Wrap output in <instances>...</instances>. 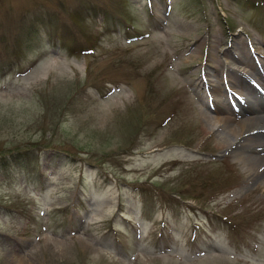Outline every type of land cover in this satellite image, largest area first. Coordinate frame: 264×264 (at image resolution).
<instances>
[{
  "label": "rangeland",
  "instance_id": "rangeland-1",
  "mask_svg": "<svg viewBox=\"0 0 264 264\" xmlns=\"http://www.w3.org/2000/svg\"><path fill=\"white\" fill-rule=\"evenodd\" d=\"M222 53L233 97L264 0H0V264H264L257 153L202 117Z\"/></svg>",
  "mask_w": 264,
  "mask_h": 264
},
{
  "label": "bare ground",
  "instance_id": "bare-ground-1",
  "mask_svg": "<svg viewBox=\"0 0 264 264\" xmlns=\"http://www.w3.org/2000/svg\"><path fill=\"white\" fill-rule=\"evenodd\" d=\"M243 56H238L240 61L243 59ZM226 60V55L222 53L220 57L216 58V63L212 62L208 64L211 71L204 73L207 77L213 76L216 82L206 96L211 103L208 106L212 108L213 112H216L217 116L223 115V117H212L206 114H202V117L206 118L205 122L207 123H219L220 127L218 129L220 130L218 131V135L221 138L223 137L225 142L229 141L233 143L236 141V151L245 150L247 152L248 149H255L257 154L252 152L253 155L247 154L243 166L253 171L251 178L255 182H264V92L258 94L252 84L253 78L243 76L235 84L231 81L236 87V90H232L234 91V100L224 90L225 86L220 80L222 76L226 78V74L231 73V69L235 71L232 66L225 63ZM245 64L250 67L251 71L253 70L252 72L257 79L254 80L258 81V83L261 80L263 86L264 66L256 67L251 62ZM235 93L241 94L240 97L234 95ZM249 132L253 134H246ZM240 135L243 137L237 141V137ZM257 148H260L261 151L257 152Z\"/></svg>",
  "mask_w": 264,
  "mask_h": 264
},
{
  "label": "trees",
  "instance_id": "trees-1",
  "mask_svg": "<svg viewBox=\"0 0 264 264\" xmlns=\"http://www.w3.org/2000/svg\"><path fill=\"white\" fill-rule=\"evenodd\" d=\"M12 160H15L14 158ZM17 162H21V160L19 159ZM2 164V163H1ZM4 165V164H3ZM21 165V164H20Z\"/></svg>",
  "mask_w": 264,
  "mask_h": 264
}]
</instances>
